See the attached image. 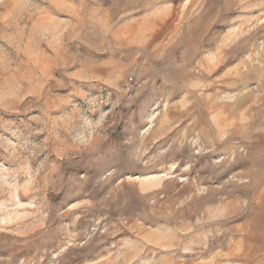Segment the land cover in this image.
Instances as JSON below:
<instances>
[{"label": "rangeland", "instance_id": "rangeland-1", "mask_svg": "<svg viewBox=\"0 0 264 264\" xmlns=\"http://www.w3.org/2000/svg\"><path fill=\"white\" fill-rule=\"evenodd\" d=\"M0 264H264V0H0Z\"/></svg>", "mask_w": 264, "mask_h": 264}]
</instances>
